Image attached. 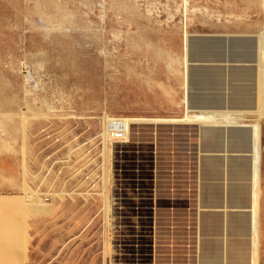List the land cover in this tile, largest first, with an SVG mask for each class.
Segmentation results:
<instances>
[{
    "label": "rangeland",
    "instance_id": "374dc122",
    "mask_svg": "<svg viewBox=\"0 0 264 264\" xmlns=\"http://www.w3.org/2000/svg\"><path fill=\"white\" fill-rule=\"evenodd\" d=\"M192 34L255 36L194 42L197 54L253 65L196 69L189 94ZM0 105L19 127L18 113L39 111L25 137L0 154V167L28 183L34 199L53 203L57 217L76 216L83 242L98 243L104 259L109 251L106 264L114 252L122 264H199L200 212L231 208L200 207L199 160L208 151L199 148L198 131L251 127L257 181L264 147L261 5L0 0ZM106 114L129 120L125 138L108 131L103 139ZM256 204L255 197V217ZM62 217L60 225L68 221ZM259 217L260 250L249 253L264 264V194ZM253 228L256 238V221Z\"/></svg>",
    "mask_w": 264,
    "mask_h": 264
},
{
    "label": "crops",
    "instance_id": "0c3cea01",
    "mask_svg": "<svg viewBox=\"0 0 264 264\" xmlns=\"http://www.w3.org/2000/svg\"><path fill=\"white\" fill-rule=\"evenodd\" d=\"M252 1L258 4V0ZM259 3L264 27V0H259ZM24 113H18L21 119L19 127L16 118H10L0 109V154L13 149L18 135L25 137L32 118L39 115V111L33 109L30 110L31 115ZM25 116H28L26 123ZM247 127L239 130L203 128L198 131L199 148L203 151L221 149L248 152L238 156L228 153L223 156H200L201 176L204 179L200 184V207L223 205L241 209H225L223 212L206 209L207 212H200L199 264H258L259 258H254L255 255L252 257L249 252L260 250L257 244L254 245V240L256 243L261 240L259 215L264 194V147L261 148L259 144L258 176L255 184L254 137L252 128ZM9 188L22 189L26 195L10 194ZM34 193L35 190L28 183L14 174L5 173L0 167V264H106L109 251L108 258L104 259L103 248L98 243L87 246L83 242L84 227L80 222H73L76 216L62 214L65 215L62 218H67L68 221L58 224L57 218L62 215L57 217L55 205L43 199H34ZM255 197L256 217L253 211ZM244 207L248 211L243 210ZM255 221L256 238L253 228ZM87 251L90 254H85ZM112 261V264H122L116 259L115 252Z\"/></svg>",
    "mask_w": 264,
    "mask_h": 264
},
{
    "label": "water",
    "instance_id": "95a60500",
    "mask_svg": "<svg viewBox=\"0 0 264 264\" xmlns=\"http://www.w3.org/2000/svg\"><path fill=\"white\" fill-rule=\"evenodd\" d=\"M210 39H254L255 36H249V35H232V34H192L189 36L188 39V45H187V57H188V64L186 66L188 78H187V84H188V93L190 94L192 91V85H191V74L194 70L204 67H209L212 65H224V66H241V65H249L251 61L244 60V59H235V58H229V59H212L207 56H203L200 54L195 53L194 50V42L197 40H210ZM250 65H253L252 63ZM222 128H225L222 126ZM226 153L231 155H246L248 152L246 150H213L208 151L206 153L207 155H215V156H223ZM200 163V160H199ZM200 181L201 183L204 182V179L201 176V170H200ZM201 190V187H200ZM201 192V191H200ZM202 193V192H201ZM225 208V206H223ZM227 208V207H226ZM228 208H231L229 211H239L241 208L235 207V206H228ZM243 210H247V207L242 208ZM225 209H214L212 211L216 212H223ZM248 211V210H247Z\"/></svg>",
    "mask_w": 264,
    "mask_h": 264
},
{
    "label": "built area",
    "instance_id": "2783aa9c",
    "mask_svg": "<svg viewBox=\"0 0 264 264\" xmlns=\"http://www.w3.org/2000/svg\"><path fill=\"white\" fill-rule=\"evenodd\" d=\"M109 127L114 135V138L119 140L126 137V124L122 119L114 118L109 122Z\"/></svg>",
    "mask_w": 264,
    "mask_h": 264
},
{
    "label": "bare ground",
    "instance_id": "6f19581e",
    "mask_svg": "<svg viewBox=\"0 0 264 264\" xmlns=\"http://www.w3.org/2000/svg\"><path fill=\"white\" fill-rule=\"evenodd\" d=\"M263 6H264V4H263ZM262 6V7H263ZM57 24V23H56ZM190 102H191V100H187V103L188 104H190ZM203 118H204V120H208L209 118H210V116H208V115H203ZM105 119H107L109 122L112 120V119H114V118H111L110 116H109V114H106L105 115ZM119 119H122L124 122H125V124H126V132H130V126H129V120L128 119H126V118H119ZM108 131H109V133H111L112 134V136L114 137V135H113V133H112V131H111V129H110V127L108 126V128H106V126L104 127V132H103V135H104V137H103V139H105V140H108ZM126 136H127V134H126ZM31 198V197H30Z\"/></svg>",
    "mask_w": 264,
    "mask_h": 264
}]
</instances>
